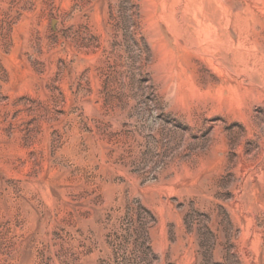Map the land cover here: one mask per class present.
<instances>
[{
  "label": "rangeland",
  "instance_id": "1",
  "mask_svg": "<svg viewBox=\"0 0 264 264\" xmlns=\"http://www.w3.org/2000/svg\"><path fill=\"white\" fill-rule=\"evenodd\" d=\"M0 264H264V0H0Z\"/></svg>",
  "mask_w": 264,
  "mask_h": 264
}]
</instances>
